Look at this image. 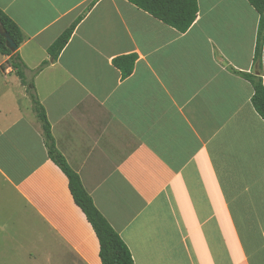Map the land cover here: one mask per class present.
Instances as JSON below:
<instances>
[{"label":"crops","instance_id":"obj_1","mask_svg":"<svg viewBox=\"0 0 264 264\" xmlns=\"http://www.w3.org/2000/svg\"><path fill=\"white\" fill-rule=\"evenodd\" d=\"M196 1L184 32L128 0L0 8L24 35L19 54L56 147L134 264H264V120L239 73L264 84L259 14L247 0ZM127 54L136 61L124 78L113 59ZM9 57L0 52L2 207L29 222L34 264H101Z\"/></svg>","mask_w":264,"mask_h":264},{"label":"trees","instance_id":"obj_2","mask_svg":"<svg viewBox=\"0 0 264 264\" xmlns=\"http://www.w3.org/2000/svg\"><path fill=\"white\" fill-rule=\"evenodd\" d=\"M138 8L148 12L162 22L176 28L180 32L186 31L196 18V0H128ZM259 14L257 38L254 58L259 61L262 53L264 38V0H247ZM77 21L65 29L48 47V53L56 58L69 40ZM0 24L17 45L12 52L5 44V38L0 34V52L9 55V62L15 70L21 82L26 86L36 117L40 121L43 141L48 157L62 170L68 179V187L73 200L85 214L91 224L99 242V257L101 264H134L131 253L113 229L106 218L100 213L93 203L92 198L82 185L79 175L69 166L63 154L56 147L51 131V125L46 116L45 109L40 103L32 80H28L25 74V65L19 54V46L24 41V35L17 24L0 8ZM136 61L135 54L118 56L113 59V64L120 71L122 77L129 76ZM41 67V66H40ZM247 79L252 88L251 103L264 120V84L261 76L253 73L239 72Z\"/></svg>","mask_w":264,"mask_h":264},{"label":"rangeland","instance_id":"obj_3","mask_svg":"<svg viewBox=\"0 0 264 264\" xmlns=\"http://www.w3.org/2000/svg\"><path fill=\"white\" fill-rule=\"evenodd\" d=\"M4 203L0 199V264H34L29 256L33 249L29 222L19 211L2 207Z\"/></svg>","mask_w":264,"mask_h":264},{"label":"water","instance_id":"obj_4","mask_svg":"<svg viewBox=\"0 0 264 264\" xmlns=\"http://www.w3.org/2000/svg\"><path fill=\"white\" fill-rule=\"evenodd\" d=\"M0 34L5 38V44L7 48L10 49L12 52H14L17 49V45L12 40L8 32L4 30L1 24H0Z\"/></svg>","mask_w":264,"mask_h":264}]
</instances>
